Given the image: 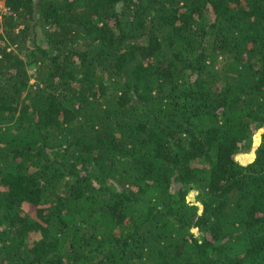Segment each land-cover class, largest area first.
<instances>
[{
  "label": "trees",
  "instance_id": "obj_1",
  "mask_svg": "<svg viewBox=\"0 0 264 264\" xmlns=\"http://www.w3.org/2000/svg\"><path fill=\"white\" fill-rule=\"evenodd\" d=\"M3 3L0 264H264V0Z\"/></svg>",
  "mask_w": 264,
  "mask_h": 264
},
{
  "label": "rangeland",
  "instance_id": "obj_2",
  "mask_svg": "<svg viewBox=\"0 0 264 264\" xmlns=\"http://www.w3.org/2000/svg\"><path fill=\"white\" fill-rule=\"evenodd\" d=\"M3 10H6L5 9V6H4V3H3V0H0V13H1V11H3ZM0 19H1V15H0ZM29 71L30 72H33L34 71V68L31 66L30 68H29ZM34 79H31V81H33ZM253 151H254V147H252L250 150H248V151H246V152H243V153H240V155H238V159L239 160H250V159H252V154H253ZM249 153H251V156L249 157V158H246L247 157V154H249ZM242 154H246V156L245 157H243L242 156ZM191 197V196H190Z\"/></svg>",
  "mask_w": 264,
  "mask_h": 264
},
{
  "label": "clouds",
  "instance_id": "obj_3",
  "mask_svg": "<svg viewBox=\"0 0 264 264\" xmlns=\"http://www.w3.org/2000/svg\"><path fill=\"white\" fill-rule=\"evenodd\" d=\"M254 156V155H253Z\"/></svg>",
  "mask_w": 264,
  "mask_h": 264
},
{
  "label": "water",
  "instance_id": "obj_4",
  "mask_svg": "<svg viewBox=\"0 0 264 264\" xmlns=\"http://www.w3.org/2000/svg\"><path fill=\"white\" fill-rule=\"evenodd\" d=\"M254 155V154H253Z\"/></svg>",
  "mask_w": 264,
  "mask_h": 264
}]
</instances>
